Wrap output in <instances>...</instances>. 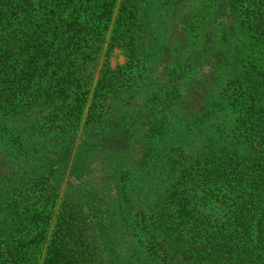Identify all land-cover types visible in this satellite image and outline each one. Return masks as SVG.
Returning a JSON list of instances; mask_svg holds the SVG:
<instances>
[{
  "label": "trees",
  "instance_id": "16d2710c",
  "mask_svg": "<svg viewBox=\"0 0 264 264\" xmlns=\"http://www.w3.org/2000/svg\"><path fill=\"white\" fill-rule=\"evenodd\" d=\"M246 1L199 0V19L209 9L217 34L195 57L170 44L180 1L160 2L150 31L156 46L148 48L134 39L137 4L122 7L114 40L132 60L141 48L146 55L133 73L104 74L80 127L88 90L77 62L111 9L105 0H0V107L24 103L43 82L39 95L53 104L52 127L26 143L11 142L0 127V146L18 161V175L1 187L0 218L20 240L0 264H25L43 239L42 264H100L90 229L103 264H264V108L257 106L264 72L251 55L259 39L249 42L245 23L234 22ZM239 144L250 154L256 146L253 156L240 154ZM63 179L72 192H64L48 233L49 204L26 195L42 183L54 197ZM160 234L171 238L156 243Z\"/></svg>",
  "mask_w": 264,
  "mask_h": 264
},
{
  "label": "rangeland",
  "instance_id": "374dc122",
  "mask_svg": "<svg viewBox=\"0 0 264 264\" xmlns=\"http://www.w3.org/2000/svg\"><path fill=\"white\" fill-rule=\"evenodd\" d=\"M161 1L162 0H105V3L111 9L109 21L106 22L107 27L105 30H103L100 38H90L89 42L83 43L81 51L87 52L85 53L87 56L85 57L82 54L81 58L77 62L79 68L81 69V74L85 82L86 90H88V100L83 108L84 114L80 121V127L83 126L87 111L93 108V105H95L93 104V102L96 100V96L100 97L99 95H96L97 92H95V89L104 74L108 75L109 71L113 72L114 70L120 69H122V71L124 70L130 73L137 71L138 65L141 66V61L139 59L144 58V56L146 55V51L143 48L156 46V42L154 41V38L150 31L153 29V32L155 33V28L158 27L157 12L160 11ZM178 1H180V5H178L180 17L179 20L176 21L178 38L176 39V41L171 40L170 44L171 47H176V50H179V53L186 57H188L190 54L183 49H192L193 57H195L198 54L202 53V47L208 46L210 42L214 40L217 32H213V25L211 23L212 19L207 12L209 11V9H203L206 13V19H204L203 21L199 19V17L202 16V8H200L198 3L199 0ZM132 3L137 4L138 10H140L138 20L136 21V25L134 28V39L137 44L141 43L143 46V48L137 51L139 57L136 56L134 60H132V55H130L127 48L116 44L114 40L116 33L120 32L122 29V26H119V21L117 20L119 13L124 6H127L128 9H130L129 5H132ZM177 4H179V2ZM149 11H151V13ZM191 15L194 16V20L190 18ZM225 15L227 16L228 13H225ZM183 17H187V20L184 21ZM234 22L237 26L245 23L246 26L244 25V30L247 33V36L244 35V38H247L249 42H257V39H259L257 42V46L252 47V50L255 54L251 52V55L253 57H260V63H258V66H260V70L264 72V0H247L242 6L241 10L238 11V15ZM254 30H258L262 32V34L255 33L256 31ZM93 41H96V46H98V49L95 48L92 44ZM214 53L215 51L211 54ZM181 54L179 55L180 58H182ZM106 71L108 72L106 73ZM261 84H263V86L261 88L260 95L264 97V79L263 83ZM47 85L48 83L43 82L41 87H46ZM41 87H37V85H34L33 89L30 90L27 94V100H25L24 103H20L17 107H0V127L2 128V133L11 142L21 145V142L26 143L30 138L35 137L37 133L45 132L46 130H48V128L52 127L51 123L49 122V113L53 104H51V99H46L44 95H39V92L42 89ZM226 87L228 89V93L232 95L234 93L233 85L228 82L226 84ZM100 101L102 102L101 105L105 104L102 100ZM29 102L32 103L30 104V106L28 105ZM73 105L74 104H72L71 107ZM257 106H261L264 108V100L259 101ZM54 124L57 125V123ZM78 138H80L79 134L77 136V139ZM117 143L119 142L117 141L116 144ZM237 149L240 151L239 153L244 156H253L254 151L256 150V146L254 147V149H251V152H253L252 154H250V150L245 145L239 144L237 145ZM5 151L6 150H4L0 146V196L3 194V192H1V187L3 185L9 184L13 175H18V173L14 172L15 168L18 166L16 155L11 151H6V153ZM187 152H189V154L195 153L196 149H193L192 151L188 150ZM18 171H23L21 166H19ZM41 186L43 187L42 183H40V185L34 184L35 188L33 190H29L26 197H29L28 201L31 203L36 202L40 199L41 202H39V204H49V206L46 208V213L49 215L48 233H50L58 217V211L62 203V196L64 192L67 191L69 192V194H71L72 191L70 189V186H67L64 179L60 184L59 192L56 193L54 197L46 194L44 190H41ZM20 211H24L25 213L26 210L21 208ZM146 219L148 222H152L153 220L156 221V218H151L149 216L146 217ZM7 221L8 224L6 226L0 218V257L1 254L2 257H6V252L13 250V247H16V245L20 246L19 236L15 231L16 227H14L13 232L10 221L8 219ZM182 227L183 230L181 232L183 234V239L186 241H188V239L191 240L192 238L189 237L193 234H189L186 237L188 229L184 225ZM85 233L87 235V241L89 242L90 247H92V250L95 251L96 255H100L99 261L100 264H103L101 263V259L104 258L105 255L100 246V238L93 229L85 231ZM196 237L197 236L195 235V238ZM164 238L170 240L171 237L165 234H160V237L158 239H155V241L156 243H158ZM156 243L152 245V248L154 251H156L157 249L158 254L161 255L162 252L161 250H158L159 246H157ZM46 245L47 239H43L40 248L37 246V251H35L32 255H27L28 262L24 263L42 264ZM162 263L163 262L160 261L158 264ZM95 264H98V262L95 261Z\"/></svg>",
  "mask_w": 264,
  "mask_h": 264
}]
</instances>
